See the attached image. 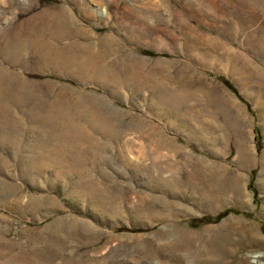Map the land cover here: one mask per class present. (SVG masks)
Segmentation results:
<instances>
[{"label":"rangeland","instance_id":"rangeland-1","mask_svg":"<svg viewBox=\"0 0 264 264\" xmlns=\"http://www.w3.org/2000/svg\"><path fill=\"white\" fill-rule=\"evenodd\" d=\"M1 3L0 264H264V0Z\"/></svg>","mask_w":264,"mask_h":264},{"label":"trees","instance_id":"trees-1","mask_svg":"<svg viewBox=\"0 0 264 264\" xmlns=\"http://www.w3.org/2000/svg\"><path fill=\"white\" fill-rule=\"evenodd\" d=\"M256 142H257L258 148H260L261 142H260V140L258 138L256 139Z\"/></svg>","mask_w":264,"mask_h":264},{"label":"bare ground","instance_id":"bare-ground-1","mask_svg":"<svg viewBox=\"0 0 264 264\" xmlns=\"http://www.w3.org/2000/svg\"><path fill=\"white\" fill-rule=\"evenodd\" d=\"M2 6L1 0H0V7ZM1 20V19H0Z\"/></svg>","mask_w":264,"mask_h":264}]
</instances>
